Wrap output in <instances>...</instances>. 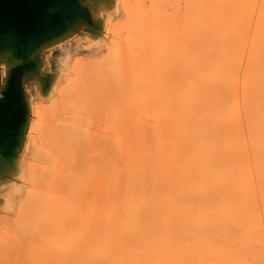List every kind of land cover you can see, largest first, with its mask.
I'll use <instances>...</instances> for the list:
<instances>
[{
	"label": "bare ground",
	"instance_id": "6f19581e",
	"mask_svg": "<svg viewBox=\"0 0 264 264\" xmlns=\"http://www.w3.org/2000/svg\"><path fill=\"white\" fill-rule=\"evenodd\" d=\"M114 2L38 82L0 264H264V0ZM81 94L111 136L55 124Z\"/></svg>",
	"mask_w": 264,
	"mask_h": 264
},
{
	"label": "water",
	"instance_id": "95a60500",
	"mask_svg": "<svg viewBox=\"0 0 264 264\" xmlns=\"http://www.w3.org/2000/svg\"><path fill=\"white\" fill-rule=\"evenodd\" d=\"M110 2L0 0V64L7 69L0 95V182L17 169L30 124L24 85L43 76L42 51L82 29L97 33L93 12Z\"/></svg>",
	"mask_w": 264,
	"mask_h": 264
},
{
	"label": "rangeland",
	"instance_id": "374dc122",
	"mask_svg": "<svg viewBox=\"0 0 264 264\" xmlns=\"http://www.w3.org/2000/svg\"><path fill=\"white\" fill-rule=\"evenodd\" d=\"M136 2L137 0H133ZM96 12H93L94 18L98 16V13L103 12L106 15L112 14L113 20L116 22L124 18L120 14L115 13V2L114 0H111L110 3L105 5H98L96 6ZM104 10V11H103ZM105 18V17H104ZM114 21V22H115ZM122 21V20H121ZM86 32V33H85ZM104 28L101 27L100 29H97V33L95 32H89L86 29H82L70 37L66 38L65 40L47 47L44 49L41 53V56L43 57L44 67L40 71L43 76L40 78V80L43 79V77L48 73H57L59 74L61 71L67 70V65L72 62L74 59H80L81 61L84 59H96L95 57L103 56L106 53V44L109 43V40L106 39L104 34ZM93 36H97V38H93ZM88 36V37H87ZM97 42H96V41ZM97 48V49H96ZM101 52V54H100ZM98 53V54H97ZM108 54V53H107ZM107 56V55H106ZM90 57V58H89ZM93 57V58H92ZM104 57V56H103ZM102 57V59H103ZM105 59V58H104ZM100 60V59H99ZM50 65V69L47 68V66ZM48 69V70H47ZM56 74V75H57ZM7 77V69L4 64H0V95L3 89V86L5 84V80ZM63 79V78H62ZM39 80V81H40ZM25 93L28 100L29 105V121H31V107L36 103H39V100L43 102L45 105H48L50 103V95L49 92L47 94H42L39 91L38 88V82L36 79H33L31 81H28L24 85ZM71 93V92H69ZM68 94V93H66ZM87 99L90 101L91 104V98L88 97V95H79L78 97H68L71 101L74 100V102L69 105L67 108L63 107L62 109L57 113L55 116V124L59 125H68V124H76L82 126V129H87V136L103 139L104 137L111 136V128L108 126L107 122H105V109L101 111H92L91 105H88L86 109H78V102ZM62 99H65L62 97ZM37 101V102H35ZM49 101V102H48ZM50 105V104H49ZM131 107V103L129 104ZM70 106H72L70 108ZM129 107V106H128ZM133 108V107H131ZM93 109V108H92ZM129 109V108H128ZM129 113V112H127ZM127 115H124V117ZM128 118V117H127ZM122 122H125L128 119L122 118ZM101 141V140H100ZM85 151L83 149L78 151V156L82 158L84 156ZM24 149L21 151L19 157L23 156ZM17 171V169H16ZM15 178H8L5 181L0 182V196L6 197L8 194V190L12 188V186H16L15 188L19 189L21 187V182H18L14 180ZM17 184V185H16ZM22 196L18 195L17 200H19ZM3 201H0V216L4 217L5 215L9 217H14L13 214H7L6 211V205L3 203ZM2 204V205H1ZM4 215V216H3ZM0 217V218H2Z\"/></svg>",
	"mask_w": 264,
	"mask_h": 264
}]
</instances>
